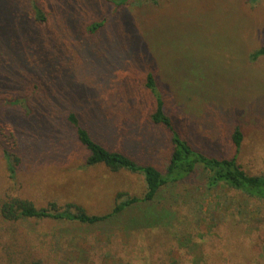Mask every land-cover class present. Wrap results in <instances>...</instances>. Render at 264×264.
<instances>
[{
    "label": "rangeland",
    "instance_id": "1",
    "mask_svg": "<svg viewBox=\"0 0 264 264\" xmlns=\"http://www.w3.org/2000/svg\"><path fill=\"white\" fill-rule=\"evenodd\" d=\"M111 1L0 0V205L18 197L103 215L119 191L142 197L141 174L85 164L67 115L108 149L164 171L171 143L149 120L148 72L195 149L264 175V55L249 59L264 45V0ZM6 150L18 158L13 178ZM36 261L264 264V204L227 186L206 189L196 172L96 224L0 214V264Z\"/></svg>",
    "mask_w": 264,
    "mask_h": 264
},
{
    "label": "trees",
    "instance_id": "2",
    "mask_svg": "<svg viewBox=\"0 0 264 264\" xmlns=\"http://www.w3.org/2000/svg\"><path fill=\"white\" fill-rule=\"evenodd\" d=\"M145 1L155 3L157 0H112L111 2L115 6L120 7L130 2L137 5ZM32 8L37 22L41 25L44 24L46 18L43 10L35 2H33ZM104 22L105 19L99 22L94 21L89 24L88 29L94 31L103 25ZM263 55L264 45L253 50L249 54V59L255 60ZM144 85L150 91L154 100V107L153 111L149 114V120L153 124L163 126L168 131L170 137L171 152L164 171H160L151 164H140L119 150L108 149L91 137L88 130L80 125L73 112L67 115V121L74 127L78 142L87 151L85 164L90 166L102 164L113 172L123 170L141 174L145 185L142 197L129 196L126 192L119 191L115 195L113 207L108 213L103 215L88 214L81 206L73 203H67L65 208L60 210L54 202H50L47 207H37L27 199L12 197L5 199L0 205L2 218L10 221L20 218H51L96 224L107 218L119 215L125 209L135 204L152 201L162 188L181 183L196 172L203 179L206 189L227 186L264 204V175L247 173L237 162L236 156L218 158L195 149L177 132L171 118L165 112L162 96L157 89L152 72L146 74ZM14 101L16 102V100ZM8 131L9 135L6 134L5 137L7 140H12V132L10 129H7ZM231 140L237 151L242 141V133L238 126L233 128ZM4 159L7 164L9 177L13 178L15 163L18 158L14 153L6 150L4 151ZM71 208L75 210L71 211ZM35 264L43 263L36 261Z\"/></svg>",
    "mask_w": 264,
    "mask_h": 264
}]
</instances>
